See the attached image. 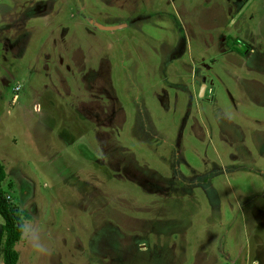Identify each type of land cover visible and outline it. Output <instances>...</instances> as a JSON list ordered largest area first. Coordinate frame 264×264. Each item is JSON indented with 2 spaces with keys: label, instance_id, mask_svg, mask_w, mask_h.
<instances>
[{
  "label": "rangeland",
  "instance_id": "obj_1",
  "mask_svg": "<svg viewBox=\"0 0 264 264\" xmlns=\"http://www.w3.org/2000/svg\"><path fill=\"white\" fill-rule=\"evenodd\" d=\"M0 161L18 264H264V0H0Z\"/></svg>",
  "mask_w": 264,
  "mask_h": 264
},
{
  "label": "trees",
  "instance_id": "obj_2",
  "mask_svg": "<svg viewBox=\"0 0 264 264\" xmlns=\"http://www.w3.org/2000/svg\"><path fill=\"white\" fill-rule=\"evenodd\" d=\"M6 177L5 166L0 161V216L4 222V264H18L20 256L16 246L21 240L20 225L23 220L21 212L11 206L10 199L4 192L3 184Z\"/></svg>",
  "mask_w": 264,
  "mask_h": 264
},
{
  "label": "clouds",
  "instance_id": "obj_3",
  "mask_svg": "<svg viewBox=\"0 0 264 264\" xmlns=\"http://www.w3.org/2000/svg\"><path fill=\"white\" fill-rule=\"evenodd\" d=\"M21 238L38 255H47L50 253L49 244L45 238L43 227L38 221L25 220L20 225Z\"/></svg>",
  "mask_w": 264,
  "mask_h": 264
}]
</instances>
